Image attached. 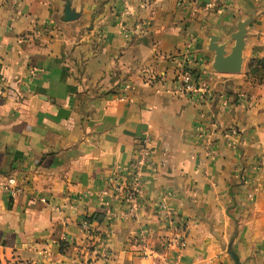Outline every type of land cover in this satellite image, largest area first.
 <instances>
[{
    "label": "crops",
    "instance_id": "crops-1",
    "mask_svg": "<svg viewBox=\"0 0 264 264\" xmlns=\"http://www.w3.org/2000/svg\"><path fill=\"white\" fill-rule=\"evenodd\" d=\"M65 1L0 0L1 261L264 264V75L248 72L264 0H69L63 21ZM250 16L240 72H217L211 37L229 52ZM185 68L212 93L203 106L180 90ZM146 132L133 202L123 174L108 179ZM181 220L183 245L163 248Z\"/></svg>",
    "mask_w": 264,
    "mask_h": 264
},
{
    "label": "built area",
    "instance_id": "built-area-1",
    "mask_svg": "<svg viewBox=\"0 0 264 264\" xmlns=\"http://www.w3.org/2000/svg\"><path fill=\"white\" fill-rule=\"evenodd\" d=\"M183 60L186 64L188 62L190 63L191 59L186 54L183 57ZM186 67V66H185ZM179 77V86L181 92H183L189 100L196 104L203 106L207 103V101L211 98L212 93L209 90V88L199 81V78L197 75L194 74V72L191 69L185 68L183 69ZM1 92V87H0ZM233 135V133L229 132L226 133V137L230 138ZM202 138L205 140V150L207 153H212L214 148V143L208 139L207 134H202ZM151 142L150 135L146 132L144 136L141 138L138 149L135 154V157L129 162L128 166L126 168L122 169V173L117 171V173L112 174L108 179V184L111 186L113 184H117V179L120 174H123L126 178L127 182V197L131 199L133 202H135L140 197V192L142 189V172H141V166L143 164H151L150 161V152H149V144ZM22 188L20 186H15L11 188H5V193L9 196H14L21 192ZM106 192V190H104ZM80 228L82 231L86 234L87 238L91 241V246L96 247V249L103 248L104 253H106L105 245H104V239L103 236H101L98 233V230L90 224L89 221L83 220L80 223ZM184 233H185V221L181 220L178 222H173V228L171 230V233L166 238L162 239L160 241V245L163 248H169L172 245H175L177 247H181L183 245L184 241ZM145 236V232L142 231L140 233L141 239H143ZM149 248V249H148ZM146 247L145 255H151L153 254L154 247ZM162 264H171L168 262L167 259H164L162 261Z\"/></svg>",
    "mask_w": 264,
    "mask_h": 264
},
{
    "label": "water",
    "instance_id": "water-1",
    "mask_svg": "<svg viewBox=\"0 0 264 264\" xmlns=\"http://www.w3.org/2000/svg\"><path fill=\"white\" fill-rule=\"evenodd\" d=\"M78 17V13L71 8L69 0L65 1L63 14L60 19L63 21H71ZM252 20L250 16L244 21H241L237 26V31L231 34L234 44L230 51L227 52L224 44H218L215 36L211 37L209 49L214 52V60L212 66L217 72H240L242 67V51L245 45L244 37L246 35V24ZM237 263V256L232 255Z\"/></svg>",
    "mask_w": 264,
    "mask_h": 264
},
{
    "label": "trees",
    "instance_id": "trees-1",
    "mask_svg": "<svg viewBox=\"0 0 264 264\" xmlns=\"http://www.w3.org/2000/svg\"><path fill=\"white\" fill-rule=\"evenodd\" d=\"M256 65H254V62H250V64L248 65V72L251 74H258L260 73L261 76L264 75V58L256 60ZM89 221V220H88ZM61 249H62V245H61Z\"/></svg>",
    "mask_w": 264,
    "mask_h": 264
},
{
    "label": "rangeland",
    "instance_id": "rangeland-1",
    "mask_svg": "<svg viewBox=\"0 0 264 264\" xmlns=\"http://www.w3.org/2000/svg\"><path fill=\"white\" fill-rule=\"evenodd\" d=\"M90 249H91V247H90ZM6 263H8V262L7 261L6 262L5 261L2 262L1 259H0V264H6Z\"/></svg>",
    "mask_w": 264,
    "mask_h": 264
}]
</instances>
